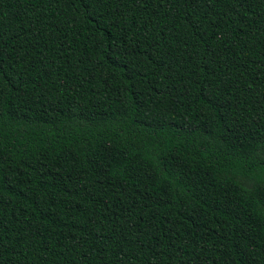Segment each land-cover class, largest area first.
I'll return each mask as SVG.
<instances>
[{"label":"trees","instance_id":"1","mask_svg":"<svg viewBox=\"0 0 264 264\" xmlns=\"http://www.w3.org/2000/svg\"><path fill=\"white\" fill-rule=\"evenodd\" d=\"M0 264H264V0H0Z\"/></svg>","mask_w":264,"mask_h":264}]
</instances>
